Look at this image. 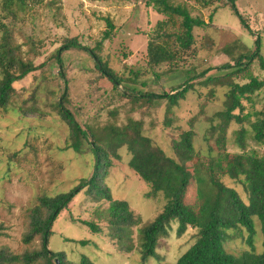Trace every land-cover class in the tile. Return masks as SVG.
Here are the masks:
<instances>
[{"label":"rangeland","instance_id":"1","mask_svg":"<svg viewBox=\"0 0 264 264\" xmlns=\"http://www.w3.org/2000/svg\"><path fill=\"white\" fill-rule=\"evenodd\" d=\"M209 1L212 4L207 8L202 6L204 1L201 0L172 1L210 22L195 29L196 43L191 50L193 52L195 48V51H190L185 61L176 64L174 68L178 71L161 75L162 80L158 81L148 63V41L160 27L159 21L163 30L180 32L178 15L164 17L154 6L138 4L137 0H18L10 5L11 12L1 10L6 28L0 31V52L5 46L11 47L18 58L33 62L38 69L16 82L9 104L0 107V248H8L14 254L39 248L37 238L29 243L23 239L30 209L38 204L40 196L68 191L95 172L93 153L84 150V155L79 154L70 147L67 126L59 115V102L66 84L56 55L72 38L78 37L80 43L90 48L102 43L101 57L125 79L117 91L112 82L97 71L89 53L79 48L62 52L65 71L71 80V101L68 99L67 106L75 109L81 125L85 122L94 130H103L111 125L124 127L130 119L141 120L144 133L170 156L174 155L172 141L180 139L181 133L193 126L196 133L194 146L206 163L211 159L210 150L215 155L224 151L211 137L209 120L216 112L224 110L226 87L208 86L207 76H226L235 67L224 68L225 65L236 66V59L253 53L258 46L264 53V0ZM232 5L248 20L247 26ZM217 6L211 20L210 13ZM107 19L115 25L110 39L104 37L109 30ZM173 46L177 47V44ZM192 66L198 72L208 67H212V71L198 83L203 96L190 92L188 99L172 110L169 115L173 119L171 126L165 124V101H157L154 110L144 112V107H138L120 93L127 92L128 88L157 93L172 91L185 82L187 76L183 70ZM165 67L168 64L157 71L165 72ZM249 74L264 79V69L258 59L248 66V71L239 73L237 79L248 81ZM263 108L264 87L255 91L250 100H243L236 113L251 127L262 117ZM240 128L236 121L229 125L226 152L231 155L243 151L235 140V130ZM254 134L251 128L246 135L248 149L264 155V139L258 142ZM131 157L127 147L121 148L118 155H111L112 167L104 181L116 199L128 201L131 209L148 222L161 210L164 199L162 195L158 199L146 197L150 188L130 167ZM193 158L189 162L191 171L198 160L196 155ZM215 174L228 186L235 187L248 202L241 182L225 175L219 167L215 168ZM197 197V189L191 188L186 202H195L197 207L200 204ZM108 206L106 200L93 201L84 188L56 220L49 248L64 251L70 264H80L84 255L95 264H175L195 240V229L189 228L179 236L178 225L174 222L169 235L161 239L158 257L143 263L138 244L140 226L135 227L133 233L136 249L121 250L119 242L109 235L108 223L96 213ZM83 220L98 223L102 231L93 233ZM242 231L236 235L231 231L225 242L227 250L237 256L250 249L248 233ZM80 240L90 243L83 246ZM262 240L258 228L255 236L258 252L262 250Z\"/></svg>","mask_w":264,"mask_h":264},{"label":"trees","instance_id":"2","mask_svg":"<svg viewBox=\"0 0 264 264\" xmlns=\"http://www.w3.org/2000/svg\"><path fill=\"white\" fill-rule=\"evenodd\" d=\"M16 1L18 2V0H0V14L1 10L11 12L10 5ZM34 1L38 2L39 0ZM172 1L148 0L144 4L147 7L154 6L164 14V17L175 14L181 18L180 32L170 33L163 30L161 27L163 24L159 21L160 27L148 41V63L155 73L156 81L162 80L161 75L178 71V68L174 67L177 66V63L185 61L186 56H189L196 43L195 29L209 25L202 15L195 16L186 6L175 5ZM201 1H204L202 6L206 8L212 4L209 0ZM232 7L235 13L240 16L243 24L247 26L248 20L239 13L235 5ZM218 8L217 6L212 10L211 20ZM107 24L109 30L105 32L104 37L110 39L113 36L112 31L115 25L110 19H107ZM5 28L6 25L0 15V31H4ZM175 43L177 47L173 46ZM71 48H79L89 53L97 71L108 78L117 91L125 83V79L119 76L101 57L102 43L90 48L80 43L79 38L75 37L58 50L56 58L61 64L60 73L66 84L64 95L59 102V115L67 126L71 140L70 147L79 154H83L84 150L93 153L95 172L89 179H84L68 191L40 196L38 204L29 211L23 238L26 243L37 238L40 241V247L26 250L22 254H14L8 248H0V264H16L18 262L24 264L38 262L41 264H70L66 261L64 251L56 252L49 246L54 233L53 227L59 215L69 207L84 188H87V193L93 201L101 203L106 200L109 202L107 208L98 209L96 213L108 223L109 235L119 242L121 250L130 252L136 249L133 233L134 228L140 226L138 244L143 263L152 257H158L157 250L161 239L169 235V230L175 222L178 225L177 234L179 236L186 233L189 228L196 230L194 242L181 253L175 264H264V155L255 149H248L246 143V135L251 128L258 142L264 139V108L262 117L251 127H248L245 120L236 113L243 100H250L255 91L264 87V79L261 80L254 74H249L248 81L245 78L237 79L239 73L248 71V66L255 59L260 61L264 69V53L261 47L258 46L253 53L236 59V66L225 65L224 68L235 67L234 71L229 72L226 76H207L212 71V67L198 72L194 68L195 66H192L182 69L187 79L180 86L174 87L172 91L157 93L128 88L127 92H120L121 95L136 103L138 107H144V112L154 110L153 106L157 101H165L167 106L165 124L171 126L173 119L169 117L170 113L182 101L188 99L190 92H194L198 97L203 96L198 84L201 79L207 76L209 78L208 86L226 87L224 110L216 112L209 120L211 121V137L224 151L215 155L213 150H210L211 159L208 163L196 151L194 146L196 133L192 124L191 129L181 133L180 139L172 141L173 156L168 155L161 146L156 145L153 139L144 133L141 120L130 119L124 127L111 125L106 126L103 130H94L86 126L85 122L81 125L75 116V109L72 110L67 106L68 99L71 101L69 93L71 80L65 71L61 54ZM245 60L247 63L244 62ZM166 64L168 67H165V72L157 71L164 68ZM37 69L38 66L33 62H25L18 58L13 48L4 47V50L0 52V107H6L9 104L10 96L15 91L14 84ZM143 85L145 86L146 82ZM233 121L241 125L240 129L235 130V140L243 151L231 155L226 152V146L229 125ZM124 147H127L132 156L129 161L130 167L150 188L146 197L158 199L162 195L164 199L161 210L151 221L144 222L140 215L131 209L128 201L116 199L104 181L108 169L112 167L113 163L110 156L118 155V151ZM195 155L198 160L191 171L189 162L194 159ZM88 163L90 164L89 161ZM216 167H219L225 175L241 182L248 195V202L235 187L228 186L215 174ZM191 188L197 189V198L200 202L197 207L195 202H186ZM82 222L88 225L93 233L102 231L100 225L94 221L83 220ZM258 228L263 236L260 252L255 246ZM242 230H246L248 233L247 243L250 249L237 256L227 250L225 242L229 239L231 231L236 235L241 234ZM1 233L0 227V235ZM79 243L86 246L90 241L80 240ZM80 264H95V262L84 255Z\"/></svg>","mask_w":264,"mask_h":264},{"label":"built area","instance_id":"3","mask_svg":"<svg viewBox=\"0 0 264 264\" xmlns=\"http://www.w3.org/2000/svg\"><path fill=\"white\" fill-rule=\"evenodd\" d=\"M148 0H137L138 4L144 5Z\"/></svg>","mask_w":264,"mask_h":264},{"label":"crops","instance_id":"4","mask_svg":"<svg viewBox=\"0 0 264 264\" xmlns=\"http://www.w3.org/2000/svg\"><path fill=\"white\" fill-rule=\"evenodd\" d=\"M210 14H211V13H210ZM204 19H205L206 22H210L209 20H207V18L204 17Z\"/></svg>","mask_w":264,"mask_h":264}]
</instances>
